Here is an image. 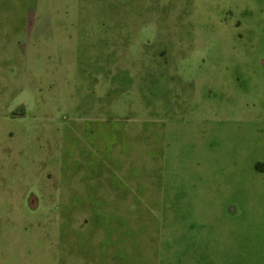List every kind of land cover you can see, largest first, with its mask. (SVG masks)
Wrapping results in <instances>:
<instances>
[{
    "label": "rangeland",
    "instance_id": "1",
    "mask_svg": "<svg viewBox=\"0 0 264 264\" xmlns=\"http://www.w3.org/2000/svg\"><path fill=\"white\" fill-rule=\"evenodd\" d=\"M125 127L155 206L116 258L264 264V0H0V264H113L76 254L111 211L68 207V167Z\"/></svg>",
    "mask_w": 264,
    "mask_h": 264
},
{
    "label": "crops",
    "instance_id": "2",
    "mask_svg": "<svg viewBox=\"0 0 264 264\" xmlns=\"http://www.w3.org/2000/svg\"><path fill=\"white\" fill-rule=\"evenodd\" d=\"M126 74L130 77V74ZM106 77L109 80V85H114L116 78L111 73L107 74ZM111 80L112 84L110 83ZM97 81V78H94L91 81L92 83L89 84V87L84 89L83 92L85 96L90 95L96 97L94 102L98 101L100 103V97L102 94L108 92L109 85L104 84L105 89H100L99 87L102 86L101 84H97ZM99 105L102 106L101 104ZM110 108L112 109L113 105H110ZM134 129V127H125L118 133L121 137L118 143L121 144V141H124L123 145L125 144V147L126 142L131 146L126 149L122 145L121 149L116 148L120 149L119 153H111V157H108L106 162L102 159L103 163L100 162L107 166V168H96L95 170L88 171H81L79 169L73 172L68 167V176L70 177L67 186L68 207L70 209L89 207L106 209L112 212H109V215L104 219H98V217L92 219L95 225L90 229V236L87 234V237L88 239H92L98 236L100 241L91 245L87 243L83 244L81 248L83 251L76 253L79 256H86L91 252V249L99 254L100 251H104L103 255L106 256L105 261H110L113 264H130L127 260L121 259L120 257L116 258V256L135 255V252L136 255L140 256L139 244L134 243L141 235L139 228L141 220L139 209H150L154 207L155 195H152V186H149L148 182L141 181L140 161H135V157L139 160L141 146H139L138 142L136 152L135 143H137V140ZM146 154L147 157H150L148 153ZM146 173L148 174V171ZM143 184L146 185L143 186ZM152 221L153 218L150 216L144 220L146 223ZM84 223L88 224L87 221ZM98 229L100 231H97ZM125 241H127L129 247L126 246ZM87 246L91 248L90 251H88ZM144 250L148 252L149 248ZM144 250L142 251L145 252Z\"/></svg>",
    "mask_w": 264,
    "mask_h": 264
}]
</instances>
